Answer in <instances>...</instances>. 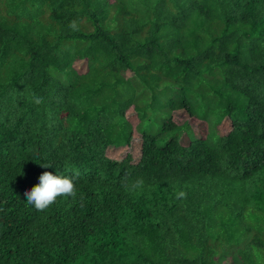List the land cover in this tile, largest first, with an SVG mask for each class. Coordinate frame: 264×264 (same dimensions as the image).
<instances>
[{"label": "trees", "instance_id": "16d2710c", "mask_svg": "<svg viewBox=\"0 0 264 264\" xmlns=\"http://www.w3.org/2000/svg\"><path fill=\"white\" fill-rule=\"evenodd\" d=\"M44 172L76 197L28 204ZM225 257L264 264V0H0V264Z\"/></svg>", "mask_w": 264, "mask_h": 264}, {"label": "rangeland", "instance_id": "374dc122", "mask_svg": "<svg viewBox=\"0 0 264 264\" xmlns=\"http://www.w3.org/2000/svg\"><path fill=\"white\" fill-rule=\"evenodd\" d=\"M109 1H112V0H109ZM73 68L75 69V71L77 73H83L85 71V62L84 61L75 62V63H73ZM125 76L131 77V73L125 72ZM227 95H228V93H227ZM223 99L225 100L224 102H226L228 100V99H225L224 97H223ZM199 115H200V113L197 111V113L194 116L195 117V119H194V118H190L189 116H187L183 111L173 112L172 113V120L176 124H182V123L187 124L188 128L190 130L189 132L194 137L203 138L206 135L207 128H206V124L204 122L198 121L200 118ZM125 117H126L127 121L131 124V126L134 130V127L137 124V119H136V116H135V114L131 108H129L126 111ZM152 124H153L152 126H148L147 124L143 125L142 130H146L149 133L155 132L159 126V123L155 122ZM229 129H230L229 121L226 118H223L221 120L220 124L216 127V132L219 135H224ZM187 139L188 138H187L186 134L183 132L181 135V143L185 145L188 141ZM139 141H140L139 133H137V132L135 133V131H133V136H132L131 144L129 147L117 148V149L113 148V147H108L106 150V156L109 159L118 160V159L123 158L124 155L126 153H128L131 155L132 161L135 162L139 156L138 155ZM220 264H232V262L230 261V259L228 257H225Z\"/></svg>", "mask_w": 264, "mask_h": 264}, {"label": "clouds", "instance_id": "9594fccd", "mask_svg": "<svg viewBox=\"0 0 264 264\" xmlns=\"http://www.w3.org/2000/svg\"><path fill=\"white\" fill-rule=\"evenodd\" d=\"M70 27H75L73 22ZM34 103H42L41 98L34 97ZM43 167H49L47 165ZM142 181H138L137 184H142ZM183 196V193L179 194ZM26 201L30 205H34L38 211H45L51 205H53L60 197H76V186L73 178L53 175L50 172H44L39 177V184L34 186L30 191L24 193Z\"/></svg>", "mask_w": 264, "mask_h": 264}]
</instances>
